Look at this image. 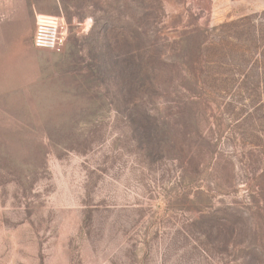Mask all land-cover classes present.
Listing matches in <instances>:
<instances>
[{
	"label": "rangeland",
	"instance_id": "374dc122",
	"mask_svg": "<svg viewBox=\"0 0 264 264\" xmlns=\"http://www.w3.org/2000/svg\"><path fill=\"white\" fill-rule=\"evenodd\" d=\"M126 3L0 0V264H264V103L159 90L128 107L96 69ZM161 8L169 41L252 15L264 31V0ZM42 14L65 19L59 52L33 43Z\"/></svg>",
	"mask_w": 264,
	"mask_h": 264
},
{
	"label": "trees",
	"instance_id": "16d2710c",
	"mask_svg": "<svg viewBox=\"0 0 264 264\" xmlns=\"http://www.w3.org/2000/svg\"><path fill=\"white\" fill-rule=\"evenodd\" d=\"M162 1L130 0L125 2L128 11L120 8L116 16H108L102 24L100 36L107 39L113 33L115 46H107L112 51L115 49L116 53H102L105 62L96 69L98 76H103L102 81L113 83L116 97H120L128 107H139L161 90L177 97L176 101L184 107L202 103L201 96L205 93L210 97L217 96L230 107L234 102L245 106L259 103L262 106L264 31L259 18L263 14L213 27H196L169 41L157 35ZM119 2L120 7H124V1ZM152 19L156 23H151ZM148 21L153 27L151 30L148 29ZM150 32H155L156 40H150ZM162 42L167 43L165 50L158 48ZM108 63L113 65L115 73L107 74ZM90 77L87 76L86 80L91 81ZM254 93H258L259 98H255ZM210 102L215 103L216 100ZM190 114L188 110L183 111V118L198 125L200 114ZM145 116L148 117H141ZM198 133L202 134L200 130Z\"/></svg>",
	"mask_w": 264,
	"mask_h": 264
},
{
	"label": "built area",
	"instance_id": "2783aa9c",
	"mask_svg": "<svg viewBox=\"0 0 264 264\" xmlns=\"http://www.w3.org/2000/svg\"><path fill=\"white\" fill-rule=\"evenodd\" d=\"M67 35L68 27L62 15L42 14L38 17L33 43L39 49L59 52Z\"/></svg>",
	"mask_w": 264,
	"mask_h": 264
}]
</instances>
